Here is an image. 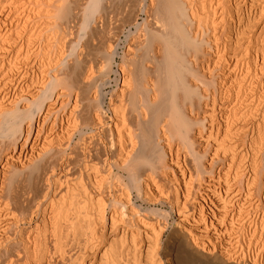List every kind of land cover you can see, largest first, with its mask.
<instances>
[{"label":"bare ground","instance_id":"6f19581e","mask_svg":"<svg viewBox=\"0 0 264 264\" xmlns=\"http://www.w3.org/2000/svg\"><path fill=\"white\" fill-rule=\"evenodd\" d=\"M0 264H264V0H0Z\"/></svg>","mask_w":264,"mask_h":264},{"label":"rangeland","instance_id":"374dc122","mask_svg":"<svg viewBox=\"0 0 264 264\" xmlns=\"http://www.w3.org/2000/svg\"><path fill=\"white\" fill-rule=\"evenodd\" d=\"M142 19H144V15L141 14L140 17H139V22H143ZM127 29H128V28H125V29H124V33H123V37H122L123 39H124V37H125V34H126V32H127ZM132 30L135 31L134 28H133ZM110 90H111V87L108 88V91H110Z\"/></svg>","mask_w":264,"mask_h":264}]
</instances>
